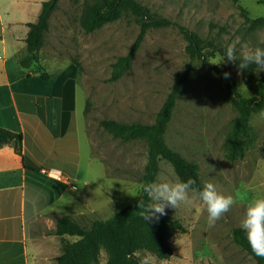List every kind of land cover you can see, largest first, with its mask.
<instances>
[{
    "label": "rangeland",
    "instance_id": "1",
    "mask_svg": "<svg viewBox=\"0 0 264 264\" xmlns=\"http://www.w3.org/2000/svg\"><path fill=\"white\" fill-rule=\"evenodd\" d=\"M90 1L56 0L45 33L46 45L74 58L80 65L76 111L81 180L75 184L78 193L83 190L82 197L88 206L73 218L86 225L93 218L109 217L137 198L132 194H138L140 188L146 142L115 138L98 121L104 117L153 121L178 72L189 60L186 40L176 24L202 38L210 61L232 43L236 44L238 53L242 46L264 48V25L251 24L252 19L264 17V5L258 0H139L175 24L149 28L130 69L110 81L112 63L128 51L139 26L133 19L122 17L85 32L79 16L84 4ZM10 3L11 0H0V8L12 6ZM238 63L221 65L229 68L238 91L248 97L251 83L264 77V71L259 74L254 69L241 71ZM226 92L225 84L213 70L200 59H193L189 77L176 98L167 124L165 140L186 159L197 163L202 186L211 181L219 191L231 194L237 203L213 227L208 225L206 208L195 194L176 209L167 208L166 215L180 220L184 229L170 236L169 257L161 259L140 250L136 252L140 264L144 259L151 260L152 264H256L233 241L232 230L241 225L252 198L264 195V110L251 116L244 157L231 161L225 156L224 139L237 112ZM159 166L156 181L179 180L166 160L161 159ZM83 180L88 181L87 186ZM63 201L55 206L59 213H75L77 207L65 205ZM74 238L70 236V240ZM106 259L102 250L98 264H106Z\"/></svg>",
    "mask_w": 264,
    "mask_h": 264
},
{
    "label": "trees",
    "instance_id": "2",
    "mask_svg": "<svg viewBox=\"0 0 264 264\" xmlns=\"http://www.w3.org/2000/svg\"><path fill=\"white\" fill-rule=\"evenodd\" d=\"M264 5V0H258ZM56 7V0H43L39 12L33 21L26 22L28 27L24 41L26 54L20 59L22 67H29L37 61L38 50L45 44V33L49 27V18ZM122 17L133 19L139 26V31L128 51L116 58L108 80L114 81L131 67V62L151 27H165L175 24L169 18L152 11L139 0H91L82 7L79 23L85 32L93 31L104 23L112 22ZM251 24L264 25V17L251 20ZM186 40L185 51L189 56L162 104L151 122L121 121L114 118H100L98 123L113 137L122 141L144 140L147 146L146 163L140 177L138 194L142 195V185L156 181L160 169L159 161L166 160L172 166L179 180L192 178L196 181L194 187L202 189L197 163L186 159L178 151L171 148L165 140V131L171 118L176 98L189 77L192 60L200 59L210 67L225 84L226 95L237 114L224 139L225 156L233 161L244 157L248 137L251 132L250 119L253 113L264 110V77L255 79L250 85L251 95L243 96L237 89L236 79L229 68L210 64L209 52L205 49L202 38L194 31L176 24ZM211 47H215L213 43ZM71 61L80 69L79 63L72 57ZM255 65L250 66L253 70ZM230 73L229 79L223 78V73ZM45 78V75H41ZM73 80L64 86L62 122L65 125L69 111L73 106ZM85 112V110H84ZM63 125V126H64ZM9 144L15 152L22 154V135L0 125V146ZM23 160L25 161V155ZM27 167L33 166L26 164ZM137 198L121 209L114 211L107 218H93L88 225L79 223L68 215H56L54 218V233L60 236H74L73 240L61 237V253L56 257L55 264H98L102 250L107 255L106 264H140L137 251L146 250L157 258H167L172 252L169 238L173 232L183 230L180 220L163 215L158 221H144L139 215ZM145 201L147 198L145 197ZM232 239L245 250L256 264H264V258L256 256L247 241L246 232L240 227L232 230Z\"/></svg>",
    "mask_w": 264,
    "mask_h": 264
},
{
    "label": "crops",
    "instance_id": "3",
    "mask_svg": "<svg viewBox=\"0 0 264 264\" xmlns=\"http://www.w3.org/2000/svg\"><path fill=\"white\" fill-rule=\"evenodd\" d=\"M42 1L11 0L12 6L0 8V125L22 135V154L0 146V264H55L61 237L70 239L54 233V217L62 215L57 202L77 207L70 217L88 206L75 184L81 180L77 66L46 44L29 67L19 62L27 51L26 22L35 20ZM70 79L73 106L64 125Z\"/></svg>",
    "mask_w": 264,
    "mask_h": 264
},
{
    "label": "clouds",
    "instance_id": "4",
    "mask_svg": "<svg viewBox=\"0 0 264 264\" xmlns=\"http://www.w3.org/2000/svg\"><path fill=\"white\" fill-rule=\"evenodd\" d=\"M238 63L239 70L249 69L255 65L254 71L259 74L264 71V48L241 47L239 53L235 43L229 44L223 54L211 62L213 65H221L227 62ZM224 79L230 78V73L225 71ZM196 181L192 178L182 180H158L142 185L141 199L138 203L139 215L144 221H158L166 215L167 208H177L180 204L190 201L193 194L199 197L207 211V222L210 227L227 213L237 203L231 194H224L217 186L209 181L204 183L202 189L194 187ZM145 197L147 201H145ZM241 228L246 232L247 241L252 252L264 258V195H259L247 204L245 216L241 222ZM142 264H152L151 260L144 259Z\"/></svg>",
    "mask_w": 264,
    "mask_h": 264
}]
</instances>
